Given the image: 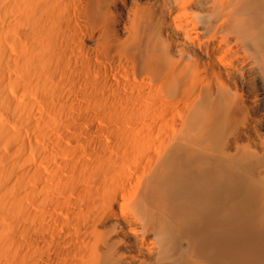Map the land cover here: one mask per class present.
I'll use <instances>...</instances> for the list:
<instances>
[{
    "label": "bare ground",
    "instance_id": "obj_1",
    "mask_svg": "<svg viewBox=\"0 0 264 264\" xmlns=\"http://www.w3.org/2000/svg\"><path fill=\"white\" fill-rule=\"evenodd\" d=\"M0 264H264V0H0Z\"/></svg>",
    "mask_w": 264,
    "mask_h": 264
}]
</instances>
